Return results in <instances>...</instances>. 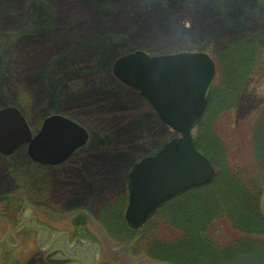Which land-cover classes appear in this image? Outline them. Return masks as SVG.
I'll return each mask as SVG.
<instances>
[{
  "label": "rangeland",
  "instance_id": "1",
  "mask_svg": "<svg viewBox=\"0 0 264 264\" xmlns=\"http://www.w3.org/2000/svg\"><path fill=\"white\" fill-rule=\"evenodd\" d=\"M59 18L66 22L60 24ZM87 33L100 35L99 48L86 41ZM261 39L264 0H0V109L18 108L32 132L44 118L60 115L88 135L81 150L58 171L49 170L41 178L35 176L33 167L19 178L8 169V165L31 164L23 151L14 161L0 155V196L14 201L40 197L39 219L59 231H71L79 222L99 244L100 264H170L155 259L137 241L140 236L132 231L141 228L130 230L125 224L124 177L133 162L175 133L136 92L113 76L110 64L135 50L149 55L209 54L216 64L210 92L212 113L214 104L217 109L226 98L222 95L226 83L229 93L239 89L234 102L228 107L226 98V110L206 128L199 129V124L193 135L206 142L215 133L233 145L234 152H240L234 139L247 137L257 112L264 108L261 60L250 69L246 83V76L242 85L232 82L237 70H246L247 58L253 53L246 41ZM63 42L72 45L60 46ZM67 47L72 48L70 53ZM87 93L90 98L77 99ZM115 202L121 211L107 210ZM263 204L264 192L260 210ZM117 214L121 229L111 226ZM18 218L14 214L7 218L9 226L1 224L0 240L8 236ZM21 241L15 250L19 253L16 264H23L35 251L32 239ZM4 245L0 241V247ZM4 259L5 253L3 263Z\"/></svg>",
  "mask_w": 264,
  "mask_h": 264
},
{
  "label": "water",
  "instance_id": "2",
  "mask_svg": "<svg viewBox=\"0 0 264 264\" xmlns=\"http://www.w3.org/2000/svg\"><path fill=\"white\" fill-rule=\"evenodd\" d=\"M113 73L147 100L161 121L180 135L135 162L127 173L129 197L124 218L130 227L139 228L164 202L215 176L209 159L197 151L191 133L205 112L215 69L203 52L152 56L135 51L120 56L113 64ZM86 141L85 129L65 117L45 118L39 132L32 136L16 108L0 109V152L4 155L26 144L33 161L56 165ZM97 261L96 255L88 264Z\"/></svg>",
  "mask_w": 264,
  "mask_h": 264
},
{
  "label": "trees",
  "instance_id": "3",
  "mask_svg": "<svg viewBox=\"0 0 264 264\" xmlns=\"http://www.w3.org/2000/svg\"><path fill=\"white\" fill-rule=\"evenodd\" d=\"M247 46L253 53L247 58L246 70L236 71L232 82L236 86L242 85L244 76L246 83L258 60L264 68V47L258 42ZM225 73L227 78L231 76L227 70ZM225 85L222 95L229 107L239 88L229 93ZM226 98L217 109L214 104L212 113L210 94L199 129L226 110ZM259 111L247 137L234 139L240 152H234L233 145L215 133L206 142L204 138L200 142L201 136L195 138L197 149L209 157L216 175L210 184L166 202L141 230L132 231L155 259L170 264H264V217L259 206L264 192V108ZM109 209L120 212L121 205ZM112 220L111 226L121 229L119 214Z\"/></svg>",
  "mask_w": 264,
  "mask_h": 264
},
{
  "label": "flooded vegetation",
  "instance_id": "4",
  "mask_svg": "<svg viewBox=\"0 0 264 264\" xmlns=\"http://www.w3.org/2000/svg\"><path fill=\"white\" fill-rule=\"evenodd\" d=\"M264 47V40L261 41ZM25 151V148H21V151ZM20 151H16L5 159L14 158ZM28 163H21V165H8V169L19 177L24 176V171H31L33 167L35 176L41 178L46 176L49 170L58 171L62 163L57 166H46L36 162L30 161ZM10 164V163H9ZM26 171V172H27ZM76 180L71 185L76 184ZM125 193L127 194V183H125ZM40 198V197H39ZM38 197L29 199L21 197V200L14 201L9 196H0V226L1 224L9 226V220L7 218H13L14 214L19 216L18 220L13 222L11 230L8 236L2 238L0 241H4V247H0V264H16L15 257L19 254L15 250L21 247V239H32L34 241L35 251L30 253L28 259L23 264H88L94 256H98L100 261V246L96 242L95 238L85 232L83 228L76 223V226L72 227V230L65 232L59 231L48 226L47 223L43 224L37 215V209L40 207L41 200ZM118 205L116 202L111 204L109 208H115ZM83 219V218H80ZM47 224V225H46ZM82 224V223H80ZM6 255V260L3 255Z\"/></svg>",
  "mask_w": 264,
  "mask_h": 264
},
{
  "label": "bare ground",
  "instance_id": "5",
  "mask_svg": "<svg viewBox=\"0 0 264 264\" xmlns=\"http://www.w3.org/2000/svg\"><path fill=\"white\" fill-rule=\"evenodd\" d=\"M118 2H120V0H117ZM58 22L60 23V24H63V23H65L66 21H65V19L64 20H62V19H58ZM88 34V33H87ZM85 34V37H86V41L90 44V45H92V46H95L96 48L98 47L99 48V45H98V39H99V34L98 35H94V34ZM124 36H126V35H124ZM89 37V38H88ZM126 37H128V36H126ZM106 39H107V36L105 37ZM104 38V40L106 41V39ZM69 45H72V44H70V43H67V42H63V43H61V45L60 46H69ZM68 48V50L66 51V52H68V53H70L71 51H72V48L71 47H67ZM68 59V58H67ZM114 62V61H113ZM113 62L110 64V70L112 71V65H113ZM94 67H95V69H97L98 67H99V64L98 65H93V69H94ZM45 71V70H44ZM43 71V72H44ZM42 72V73H43ZM90 96H91V94L90 93H87L86 95H84V96H81V97H79V98H77L78 100H80V99H86V98H90ZM72 101V100H71ZM66 103H70L69 102V100L68 101H66L65 103H64V105L66 104ZM148 123H151V122H148ZM150 125V124H149ZM128 171V170H127ZM127 173L128 172H126L125 173V177H124V179H125V183H127Z\"/></svg>",
  "mask_w": 264,
  "mask_h": 264
}]
</instances>
